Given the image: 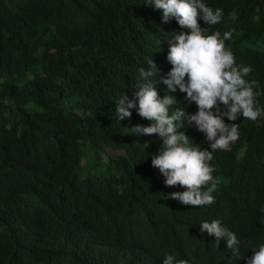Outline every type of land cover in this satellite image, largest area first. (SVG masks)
<instances>
[{
	"label": "trees",
	"instance_id": "trees-1",
	"mask_svg": "<svg viewBox=\"0 0 264 264\" xmlns=\"http://www.w3.org/2000/svg\"><path fill=\"white\" fill-rule=\"evenodd\" d=\"M145 2L0 0V264H246L264 244V113L239 117L238 140L213 154L215 203L203 207L169 197L185 189L151 166L162 141L130 129L150 121L116 115L151 59L152 81L166 76L168 40L187 31ZM203 2L223 10L216 25L199 21L205 34L232 32L225 46L253 69L264 108V0ZM169 94L170 113L198 110ZM182 130L209 147L194 124ZM213 220L237 236L238 258L201 232Z\"/></svg>",
	"mask_w": 264,
	"mask_h": 264
},
{
	"label": "clouds",
	"instance_id": "clouds-1",
	"mask_svg": "<svg viewBox=\"0 0 264 264\" xmlns=\"http://www.w3.org/2000/svg\"><path fill=\"white\" fill-rule=\"evenodd\" d=\"M145 5L162 10V22L175 18L187 31L168 40L167 60L172 67L166 76L155 83L152 81L159 70L151 59L147 70L139 69L142 82L133 91V98L129 99L126 94L120 97L115 106L116 115L121 121L132 116L130 109H136L141 118L150 121L148 126L135 125L130 129L132 135H156L162 141L158 153L152 156L151 166L166 178V186L178 185L185 189L170 193L171 199L196 207L211 205L215 203L212 193L217 187L212 175L215 168L210 163L213 154L227 150L238 140V125L234 122L239 117L255 121L264 113L256 99L261 93L254 91L259 88V82L246 79L253 69L237 65L231 49L225 46V41L232 38L231 31H225L221 38L219 31L206 35L207 29L201 27L200 20L207 25L220 23L222 9L213 10L203 0H146ZM157 83L166 85L168 94L161 97ZM177 89L186 94L184 99L189 104H196L198 110L194 114H188L183 107L170 113L177 102L169 93ZM225 118L233 123H226ZM185 121L205 134L208 148L201 149L190 142L192 138L182 130ZM145 145L148 147V143ZM199 227L202 233L215 237L216 247L223 240L232 258L239 257L240 241L219 220L202 221ZM163 264L189 262L166 255ZM246 264H264V244L254 250Z\"/></svg>",
	"mask_w": 264,
	"mask_h": 264
},
{
	"label": "rangeland",
	"instance_id": "rangeland-1",
	"mask_svg": "<svg viewBox=\"0 0 264 264\" xmlns=\"http://www.w3.org/2000/svg\"><path fill=\"white\" fill-rule=\"evenodd\" d=\"M106 154H107L106 152H102L101 156H102L103 159H106ZM84 161H85V160H83V162H84Z\"/></svg>",
	"mask_w": 264,
	"mask_h": 264
}]
</instances>
